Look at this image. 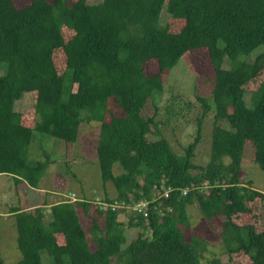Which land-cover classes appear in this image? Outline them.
<instances>
[{"label":"trees","instance_id":"1","mask_svg":"<svg viewBox=\"0 0 264 264\" xmlns=\"http://www.w3.org/2000/svg\"><path fill=\"white\" fill-rule=\"evenodd\" d=\"M202 50L215 84L210 97H198L197 136L180 155L163 134L168 119H158L162 76ZM150 65L157 70L148 74ZM263 73L264 0H0V177L37 192L48 164L57 165L29 162L38 137L75 151L82 127L95 123L100 189L0 211V221L14 220L18 253L10 263L0 249V264H234L241 253L243 264H264V232L235 222L251 200L264 199L242 167L251 143L264 173V79L246 90ZM33 93L35 104L23 108ZM212 112L211 158L199 165L192 158ZM143 201L148 216L132 211ZM195 212L223 242V260L206 259L200 235L183 230Z\"/></svg>","mask_w":264,"mask_h":264},{"label":"rangeland","instance_id":"2","mask_svg":"<svg viewBox=\"0 0 264 264\" xmlns=\"http://www.w3.org/2000/svg\"><path fill=\"white\" fill-rule=\"evenodd\" d=\"M88 1L92 4H96L101 0ZM29 2L30 0H15V4L18 7L28 5ZM169 21V24L175 28L177 22ZM71 34L72 32L65 30L66 37ZM53 60L58 73H63L66 66V56L63 51L58 50L54 52ZM156 70L157 66L154 67L150 65L147 68L148 74H151ZM162 77L165 85V92L159 102L161 111L158 119L163 122H166L168 119L169 124L161 126L163 128V134L170 141L174 150L178 154L184 155V149L188 147L189 144L193 143L197 136L196 127L198 124V117L204 112L198 97L208 98L211 96L215 84V70L209 59L208 52L202 50L187 54L181 59L175 68L164 74ZM263 79L264 73L254 84L246 86V90H255ZM34 97V93L25 95V99L23 98V100L27 101L22 104L23 108H32L35 104ZM33 113V109L24 113L23 121L26 126L32 125L31 118H33ZM183 115L188 119V123L187 120L185 121ZM177 116L180 118L177 119ZM212 123L213 112L207 114L203 123L204 137L201 139L194 157L192 158L193 162L196 164L206 165L210 161V135ZM98 131V124L92 123L84 125L82 127L81 140L79 138L78 144L74 146L75 151H71L72 147H66L60 150L61 144L58 141H52V138L49 139L47 136L38 137L41 139V143L36 146L38 149H32L28 160L33 166H36L35 164L38 163L36 161H48V163L49 160L57 161V165L51 163H49L50 165L48 164L46 171H44L45 178H43V181L38 184L39 186L43 185L48 188L51 193H53L50 195L52 197L32 192L31 189H28V186L30 185L27 186L26 180V183H17L14 178L9 175H4L0 177V211L5 212L9 207L25 208L36 201L43 202L45 197L49 198L51 203L57 201L58 198L56 199V196H66L70 198V200L76 201L75 196L71 194L74 193L79 196L85 193L90 197L92 194L99 193L100 189L97 187L95 188L99 176L97 174V165H95L96 162L94 160L99 138ZM39 146L41 148H39ZM54 146H57L55 148L56 150L53 149ZM42 151H46V154L49 153L50 157L45 156L46 154L44 155ZM77 153L79 157L75 160L73 156H76ZM253 156V146L251 143H248L245 147L243 156V176H245L247 181H249V179L253 180L255 185L264 189V173L254 163ZM71 161L72 164H66ZM20 191L23 192V195L20 194ZM61 191L64 192L62 195H56L57 193H54ZM248 205L250 207V212L235 217V222L240 225L251 224L258 232H264V199L258 196L251 200ZM132 211L134 210L132 209ZM5 214H7V212ZM6 220L7 221L5 222L0 221V249L3 251L8 262L15 263L14 261L17 260L18 253L15 251L16 245L14 244V241H12V238L15 236L11 226L14 223V220L11 218ZM121 220L125 219L121 218ZM209 227L210 226H207L202 218L197 216V212H195L194 218L191 220V227H183V230L186 233H189V235H200V238L203 239V243H205V257L210 260L219 258L222 253L223 242H221L219 236ZM135 235L133 234V236ZM190 238L192 240V236H189V240ZM62 241L63 239L60 238L59 242ZM233 256L234 264L248 262V257L242 253ZM223 259L224 257H222V260Z\"/></svg>","mask_w":264,"mask_h":264},{"label":"built area","instance_id":"3","mask_svg":"<svg viewBox=\"0 0 264 264\" xmlns=\"http://www.w3.org/2000/svg\"><path fill=\"white\" fill-rule=\"evenodd\" d=\"M132 209L137 212H143L145 216H148V202H139Z\"/></svg>","mask_w":264,"mask_h":264},{"label":"crops","instance_id":"4","mask_svg":"<svg viewBox=\"0 0 264 264\" xmlns=\"http://www.w3.org/2000/svg\"><path fill=\"white\" fill-rule=\"evenodd\" d=\"M46 189H48V188H46L45 186H41L40 188H38V190H37V192H34V193H40L41 192V194L40 195H42V194H44V195H51V194H53V193H51V191L48 189V190H46ZM46 193V194H45ZM54 193H57L56 195H61V193H62V191L61 192H54ZM50 197H52V196H50ZM57 197V196H56ZM38 202V201H37ZM35 203H31V205L33 206ZM27 207V206H26ZM24 209V208H23Z\"/></svg>","mask_w":264,"mask_h":264}]
</instances>
